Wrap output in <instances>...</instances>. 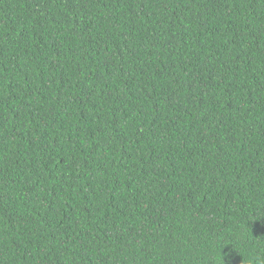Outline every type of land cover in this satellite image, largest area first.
I'll use <instances>...</instances> for the list:
<instances>
[{
  "label": "trees",
  "instance_id": "1",
  "mask_svg": "<svg viewBox=\"0 0 264 264\" xmlns=\"http://www.w3.org/2000/svg\"><path fill=\"white\" fill-rule=\"evenodd\" d=\"M0 264H264V0H0Z\"/></svg>",
  "mask_w": 264,
  "mask_h": 264
}]
</instances>
